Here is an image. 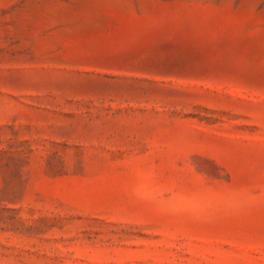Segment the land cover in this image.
<instances>
[{"label": "rangeland", "instance_id": "obj_1", "mask_svg": "<svg viewBox=\"0 0 264 264\" xmlns=\"http://www.w3.org/2000/svg\"><path fill=\"white\" fill-rule=\"evenodd\" d=\"M0 264H264V0H0Z\"/></svg>", "mask_w": 264, "mask_h": 264}]
</instances>
